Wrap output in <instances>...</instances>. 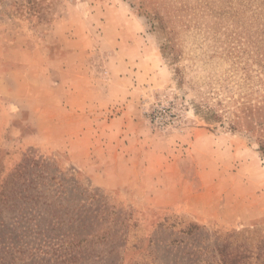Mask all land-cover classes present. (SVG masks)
Wrapping results in <instances>:
<instances>
[{
  "label": "rangeland",
  "instance_id": "1",
  "mask_svg": "<svg viewBox=\"0 0 264 264\" xmlns=\"http://www.w3.org/2000/svg\"><path fill=\"white\" fill-rule=\"evenodd\" d=\"M261 122L264 0H0V264H264Z\"/></svg>",
  "mask_w": 264,
  "mask_h": 264
},
{
  "label": "crops",
  "instance_id": "2",
  "mask_svg": "<svg viewBox=\"0 0 264 264\" xmlns=\"http://www.w3.org/2000/svg\"><path fill=\"white\" fill-rule=\"evenodd\" d=\"M83 80V77H82ZM84 82H86L84 80ZM80 87V86H79ZM77 86H75L73 83L70 85L69 87V92L67 93L69 95V98L71 99L70 102L68 104L71 105V108H69V110H71V115L74 114L75 112H77L78 110H81V114L84 117V113L85 111H87V108L89 106V91L85 89V87L83 88H79ZM98 90H96L95 93H97ZM91 103V102H90ZM165 188V187H164ZM155 198H157V201L155 204H162V205H169L171 204V202H158V196H155Z\"/></svg>",
  "mask_w": 264,
  "mask_h": 264
},
{
  "label": "trees",
  "instance_id": "3",
  "mask_svg": "<svg viewBox=\"0 0 264 264\" xmlns=\"http://www.w3.org/2000/svg\"><path fill=\"white\" fill-rule=\"evenodd\" d=\"M244 1H245V0H244ZM254 121H255V120H253V122H254ZM251 124H253L252 121H251ZM251 124H249V126H250ZM263 124H264V122H261V123H260V125H261V129H264V125H263ZM261 149L264 151V145H261Z\"/></svg>",
  "mask_w": 264,
  "mask_h": 264
}]
</instances>
